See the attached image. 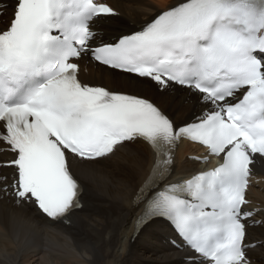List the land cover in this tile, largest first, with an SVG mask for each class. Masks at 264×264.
Returning a JSON list of instances; mask_svg holds the SVG:
<instances>
[{
  "label": "snow or ice",
  "instance_id": "snow-or-ice-1",
  "mask_svg": "<svg viewBox=\"0 0 264 264\" xmlns=\"http://www.w3.org/2000/svg\"><path fill=\"white\" fill-rule=\"evenodd\" d=\"M10 7L0 0V16ZM0 28V191L53 221L82 207L74 168L146 142L153 167L141 186L136 227L162 217L189 264H250L243 206L253 168L264 159V0H179L139 30L101 41L107 0H14ZM146 78L161 91L187 88L201 107L183 124L156 101L91 86L82 57ZM183 140L204 146L218 165L168 183ZM175 243V241H173Z\"/></svg>",
  "mask_w": 264,
  "mask_h": 264
},
{
  "label": "bare ground",
  "instance_id": "bare-ground-1",
  "mask_svg": "<svg viewBox=\"0 0 264 264\" xmlns=\"http://www.w3.org/2000/svg\"><path fill=\"white\" fill-rule=\"evenodd\" d=\"M107 2L122 17L120 20H109V17L95 20L94 28L104 33L97 36L101 40L130 33L179 0ZM79 64L78 78L82 82L150 98L178 125L201 111L196 96L188 89L161 92L147 79L105 69L87 57H82ZM199 149L186 140L180 142L169 180L198 170L197 162L188 155ZM152 161L149 147L138 141L118 147L108 158L77 165L74 172L83 186L82 207L60 221H50L31 203L18 204L10 193L0 191V264H48V260L60 264L63 261L77 264H189L192 252L177 240L175 244L169 242V237L174 234L162 220L150 221L132 237L133 223L141 209L134 204L136 190L148 174ZM252 176L258 178V182L248 188V197L263 210L254 217L260 220L258 225L248 231V241L253 243L248 258L250 264H264V195H253L255 190H264V159L254 166Z\"/></svg>",
  "mask_w": 264,
  "mask_h": 264
},
{
  "label": "rangeland",
  "instance_id": "rangeland-1",
  "mask_svg": "<svg viewBox=\"0 0 264 264\" xmlns=\"http://www.w3.org/2000/svg\"><path fill=\"white\" fill-rule=\"evenodd\" d=\"M116 19H118V18H116ZM121 18H119V20H120ZM106 30H108V28L106 29ZM173 89H169V91H172ZM183 90V89H182ZM160 91V90H159ZM262 193H264V190L262 191V192H259V191H257V190H255L254 192H253V195L255 194L256 196H258L259 194H261V195H264V194H262ZM8 236V235H7ZM29 261H31V258L29 259ZM28 261V262H29ZM77 264V263H75V262H71V261H63V263L62 264ZM34 264H36V262H34ZM48 264H60L58 261H56V260H48Z\"/></svg>",
  "mask_w": 264,
  "mask_h": 264
}]
</instances>
